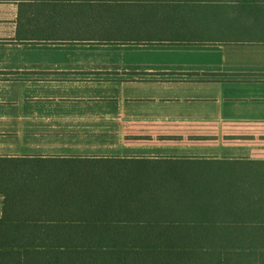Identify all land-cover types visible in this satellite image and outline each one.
Wrapping results in <instances>:
<instances>
[{
	"label": "crops",
	"instance_id": "0c3cea01",
	"mask_svg": "<svg viewBox=\"0 0 264 264\" xmlns=\"http://www.w3.org/2000/svg\"><path fill=\"white\" fill-rule=\"evenodd\" d=\"M78 157L264 161V0H0L2 165Z\"/></svg>",
	"mask_w": 264,
	"mask_h": 264
},
{
	"label": "trees",
	"instance_id": "16d2710c",
	"mask_svg": "<svg viewBox=\"0 0 264 264\" xmlns=\"http://www.w3.org/2000/svg\"><path fill=\"white\" fill-rule=\"evenodd\" d=\"M3 162L0 264H264V161Z\"/></svg>",
	"mask_w": 264,
	"mask_h": 264
},
{
	"label": "rangeland",
	"instance_id": "374dc122",
	"mask_svg": "<svg viewBox=\"0 0 264 264\" xmlns=\"http://www.w3.org/2000/svg\"><path fill=\"white\" fill-rule=\"evenodd\" d=\"M28 152H31L33 154H42V153H54V152H59L61 151L60 153H70V152H74L75 150H69V149H64V148H53L51 149V147H45V146H42V148L40 149H37V148H27L26 149ZM77 153V152H75ZM58 163H55V162H47L45 164V167H41V168H52L54 167L55 165H57ZM5 167V165H3ZM6 168H9L11 170H13L14 168H17L21 173H24L26 171L28 172H33V171H37V162H19L18 164H11V165H6ZM7 169V172L8 170Z\"/></svg>",
	"mask_w": 264,
	"mask_h": 264
}]
</instances>
